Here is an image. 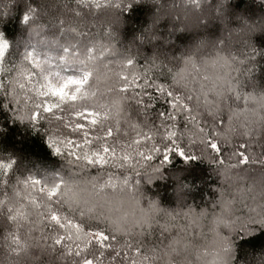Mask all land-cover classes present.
Masks as SVG:
<instances>
[{"label":"clouds","instance_id":"obj_1","mask_svg":"<svg viewBox=\"0 0 264 264\" xmlns=\"http://www.w3.org/2000/svg\"><path fill=\"white\" fill-rule=\"evenodd\" d=\"M0 264H264V0H0Z\"/></svg>","mask_w":264,"mask_h":264},{"label":"trees","instance_id":"obj_2","mask_svg":"<svg viewBox=\"0 0 264 264\" xmlns=\"http://www.w3.org/2000/svg\"><path fill=\"white\" fill-rule=\"evenodd\" d=\"M25 150L30 151L38 156H41L43 158H47L48 157V153L46 152V150L43 148L42 145H40L38 142H34L31 146L29 145H25ZM261 242L260 238L250 241V242H245V243H251L253 246H257L259 245Z\"/></svg>","mask_w":264,"mask_h":264}]
</instances>
